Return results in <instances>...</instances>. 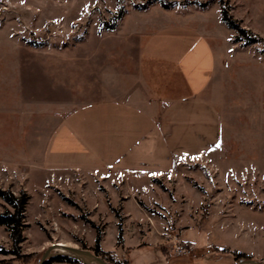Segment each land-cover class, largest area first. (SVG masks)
Wrapping results in <instances>:
<instances>
[{"label": "rangeland", "instance_id": "1", "mask_svg": "<svg viewBox=\"0 0 264 264\" xmlns=\"http://www.w3.org/2000/svg\"><path fill=\"white\" fill-rule=\"evenodd\" d=\"M165 1L173 5L164 8L159 0H0V190L26 196L20 256L7 254L12 243L0 226V264H37L52 243L93 253L97 232L105 230V246L99 248L107 255L99 257L110 264H127L124 230L154 233L167 257L178 256L175 244L184 245L190 254L180 256L189 257L190 264H228L236 252L264 261V0ZM184 2L209 4L200 10ZM221 5L262 42L242 41L221 21ZM120 10L130 15L111 31ZM185 21L205 26L215 49L218 69L212 92L222 115V139L209 154L212 164H184L193 175L187 182L207 194L200 205L193 203L191 211H184L179 203L171 212L151 207L147 214L164 226H155L146 215L148 226L132 224L121 218L125 196L115 195L101 175L46 171L40 156L67 112L103 99L108 77L137 60L142 37L133 36L130 28L149 33ZM155 33L143 35L147 40L154 36L146 50L152 58H165L174 38L186 43L190 35ZM159 186L173 196L172 180L159 181ZM130 208L126 212L137 217ZM5 209L11 208L0 197V213ZM109 214L121 218L120 241L114 242ZM187 214L193 225L181 220ZM208 219L213 244L195 252L181 236L192 228L200 230Z\"/></svg>", "mask_w": 264, "mask_h": 264}, {"label": "crops", "instance_id": "2", "mask_svg": "<svg viewBox=\"0 0 264 264\" xmlns=\"http://www.w3.org/2000/svg\"><path fill=\"white\" fill-rule=\"evenodd\" d=\"M127 15L130 13L126 10L111 31ZM129 30L133 36L142 37L137 60L108 77L103 99L77 106L65 114L42 150L40 167L55 173H98L115 195L125 196L120 205L125 212L121 216L125 222L130 219L132 224L144 222V226H148L146 215L159 227L164 226L161 220L147 214L151 207L171 212V208L175 211L181 203L184 211H191L193 205H200L207 195L187 182L193 175L184 164L193 161L212 164L214 159L209 154L222 139V115L214 104L212 92L218 59L208 29L198 22L164 24L149 33L139 27ZM164 32L190 35L186 43L174 38L165 58H152L146 50L154 36L151 34L153 37L147 40L143 35ZM155 59H159V64L153 63ZM156 72L158 76H154ZM170 180L175 184L172 197L158 187L159 181ZM178 194L183 197V200L179 197L180 202ZM129 206L137 217L126 212ZM121 218L107 216L109 229L115 230L114 242L118 239ZM181 220L192 225L194 221L189 214ZM208 222L209 219L200 230L192 228L181 236L195 252H202L206 245L213 244L208 233L212 225ZM163 223L167 225L164 220ZM127 225L129 223L123 228ZM107 233L108 230L100 233L102 248ZM122 238L127 264L192 262L189 257L180 255L167 257L158 246L161 238L154 233L145 236L124 230Z\"/></svg>", "mask_w": 264, "mask_h": 264}, {"label": "trees", "instance_id": "3", "mask_svg": "<svg viewBox=\"0 0 264 264\" xmlns=\"http://www.w3.org/2000/svg\"><path fill=\"white\" fill-rule=\"evenodd\" d=\"M158 1V0H157ZM160 3L164 8H169L173 3L166 2L165 0H159ZM176 2V1H175ZM185 5L193 4L199 5L200 7H205L209 4V2L204 3H197V2H184ZM221 16L222 21L231 29L235 31L237 36L241 38L242 41H247L249 43L255 42H262L257 36H254L249 31L241 28L237 21L234 20L230 14L228 9L221 5ZM139 8H145V5H141ZM123 12L120 10V13L117 16V20L122 16ZM114 25L109 27V29H113ZM0 197L10 206L11 209H5L4 212L0 213V226L5 227L7 233L9 234V238L12 243V250L8 251L7 254L14 256L17 258L20 256V245L23 240V228H24V221H23V212L24 207L26 204V196L24 193H21L18 197L14 196L10 191H2L0 190ZM119 233H118V240L120 241L122 236V231L120 225L118 226ZM99 241H100V234L97 232L95 238V245L93 249V254L96 256H106L107 253H104L99 248ZM6 254V253H4ZM250 257L243 254V253H233L230 257V262L228 264L237 263L239 261L248 260ZM56 263H69V264H80L78 261L64 257V256H57L50 258L44 262V264H56Z\"/></svg>", "mask_w": 264, "mask_h": 264}, {"label": "water", "instance_id": "4", "mask_svg": "<svg viewBox=\"0 0 264 264\" xmlns=\"http://www.w3.org/2000/svg\"><path fill=\"white\" fill-rule=\"evenodd\" d=\"M64 256L78 261L80 264H110L99 256L77 247L68 246L66 244L52 243L42 253L37 264H44L50 258ZM236 264H264L254 260L242 261Z\"/></svg>", "mask_w": 264, "mask_h": 264}, {"label": "built area", "instance_id": "5", "mask_svg": "<svg viewBox=\"0 0 264 264\" xmlns=\"http://www.w3.org/2000/svg\"><path fill=\"white\" fill-rule=\"evenodd\" d=\"M173 252L178 255H186L188 256L190 254V249L184 247V245L178 243L174 245Z\"/></svg>", "mask_w": 264, "mask_h": 264}, {"label": "bare ground", "instance_id": "6", "mask_svg": "<svg viewBox=\"0 0 264 264\" xmlns=\"http://www.w3.org/2000/svg\"><path fill=\"white\" fill-rule=\"evenodd\" d=\"M59 244H62V243H59Z\"/></svg>", "mask_w": 264, "mask_h": 264}]
</instances>
